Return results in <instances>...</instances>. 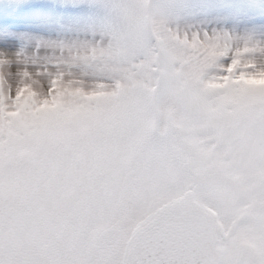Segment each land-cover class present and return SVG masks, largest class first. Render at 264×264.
I'll return each mask as SVG.
<instances>
[{"label": "rangeland", "instance_id": "obj_1", "mask_svg": "<svg viewBox=\"0 0 264 264\" xmlns=\"http://www.w3.org/2000/svg\"><path fill=\"white\" fill-rule=\"evenodd\" d=\"M23 2L0 0V33L28 35L0 39L12 264H123L133 234L189 197L212 218L221 211L219 223L259 207L239 232L221 228L218 245L226 264H250L247 250L231 262L234 242L264 264V26L230 7L254 5L259 19L261 0H109L147 43L104 77L84 70L96 57L65 29L85 12Z\"/></svg>", "mask_w": 264, "mask_h": 264}, {"label": "snow or ice", "instance_id": "obj_2", "mask_svg": "<svg viewBox=\"0 0 264 264\" xmlns=\"http://www.w3.org/2000/svg\"><path fill=\"white\" fill-rule=\"evenodd\" d=\"M56 6L63 9H73L83 11L87 14L85 22L78 26H67L65 29L72 33L77 39L83 38L89 47V52L95 59L89 58L83 65L85 71L98 74L104 77L108 74L115 76L114 72L110 73V67L115 58L125 61L134 60L135 57L144 50L146 46V38L142 34L139 25L134 23L127 14V6L124 4L110 3L109 0H62ZM31 5L19 0V9L27 10ZM237 9V14L248 18V22L259 23L264 26V14L259 19L250 13V9L254 5H231ZM261 12L264 13V0L260 2ZM207 31V29H205ZM28 36L27 34H17L13 32L0 33V39L4 41L15 40ZM104 53L113 54V58H109ZM119 54L116 57L115 54ZM23 71H27L25 67ZM2 72V69H0ZM29 75H31L29 73ZM63 73L52 76L49 79L48 87L51 89V80H60ZM22 86V85H21ZM10 99H14V93L8 92ZM7 139L6 132L0 130V144ZM25 144V147H28ZM5 157L0 154V221L4 214V198L6 190L11 183L9 168L5 163ZM58 163V156L54 152L49 161V168L55 169ZM178 239L172 235H159L154 237L151 246L142 256L139 257L137 264H203L199 259L189 258L181 261H169L160 255V249L172 247L178 243ZM0 264H12L3 247L2 226H0Z\"/></svg>", "mask_w": 264, "mask_h": 264}, {"label": "water", "instance_id": "obj_3", "mask_svg": "<svg viewBox=\"0 0 264 264\" xmlns=\"http://www.w3.org/2000/svg\"><path fill=\"white\" fill-rule=\"evenodd\" d=\"M211 227L208 217L195 208L174 204L162 210L134 235L127 264H137L154 237L159 235H172L179 241L172 247L159 250L164 259L181 261L195 258L203 264H216L217 253L213 246Z\"/></svg>", "mask_w": 264, "mask_h": 264}, {"label": "flooded vegetation", "instance_id": "obj_4", "mask_svg": "<svg viewBox=\"0 0 264 264\" xmlns=\"http://www.w3.org/2000/svg\"><path fill=\"white\" fill-rule=\"evenodd\" d=\"M184 202L188 203L187 207L194 206V208H196V209H198L199 211H202V212H204L205 209H206L205 205H200V204L197 205L193 201L192 197H189ZM220 213H221V211H219L218 216H216V218H212L211 216H209V217L211 218L212 223H213L212 224V235H213V243H214V246L216 248V253H217V262H216V264H226V263H224L225 254H224L223 251H221L219 249V245H218V244H220V242L222 240H224V238H222V237H224V235H225V234H221V232H220L221 228H228V231L230 232L229 233L230 235L235 233V232H239V230L241 228H243V226H241L243 223H240L241 222L240 220L242 218L248 219V220L250 218H255V217H257L258 212H256L255 214H251L249 217L246 216L245 214H244V216L242 214H239V216L237 218L235 217V219H233L232 215H231V216H229L228 221L226 223L224 221H221L219 223ZM225 213H228V211H226ZM228 215H229V213H228ZM226 218H227V216H226ZM252 222H257V221H252ZM245 228H246L245 230H248V227H245ZM234 243L235 244L232 246L231 251H230V253L232 255L231 262L233 260H236V259H243V258H245L248 255V256H251L250 264H256L255 263V258L252 260V255H253L252 252L246 246H242L241 244H237V242H234ZM245 250H247V255L245 254ZM226 261H227V258H226ZM242 262L244 263L245 260L243 259Z\"/></svg>", "mask_w": 264, "mask_h": 264}]
</instances>
